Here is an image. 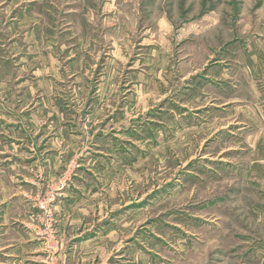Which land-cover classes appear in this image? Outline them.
Segmentation results:
<instances>
[{"label": "rangeland", "instance_id": "1", "mask_svg": "<svg viewBox=\"0 0 264 264\" xmlns=\"http://www.w3.org/2000/svg\"><path fill=\"white\" fill-rule=\"evenodd\" d=\"M13 16L42 49L0 87V264H264V0H0Z\"/></svg>", "mask_w": 264, "mask_h": 264}, {"label": "crops", "instance_id": "2", "mask_svg": "<svg viewBox=\"0 0 264 264\" xmlns=\"http://www.w3.org/2000/svg\"><path fill=\"white\" fill-rule=\"evenodd\" d=\"M16 6H18V5H16ZM18 8H19L18 9L19 13L21 14L22 12L25 13V11L29 7L28 6H20ZM24 23H25V20H21L20 17H18V16H13V18L10 21L5 20V22H3V23L0 22V37L1 36L7 37L8 43L6 44V46L9 45L6 49L0 48V81H3L0 83V87L3 85H6L7 82L9 84L12 83V79L8 80L7 76L11 74V67H12L11 65L14 64L15 61L17 62V63H15V66H17V67H15L16 68L15 71H17V72H14L15 73L14 79L17 80L19 78V81H21L19 86H23V88L31 86L30 80L27 79L28 78L27 76L31 70V60H33V54H34V56L41 55V49H42L41 46H38L40 52H38V53L35 52V51H37L38 47L37 46L33 47V41L31 40V38L34 37L38 31H40L41 27L38 25H33L31 23L27 29H23L18 34L14 35L12 33L13 29L17 25H19V27L24 25ZM16 38H23L24 40H28L26 42V45L30 44V46L28 47L27 51L24 50V47L17 51V47L15 46L16 42H17V41H15ZM32 47H33V49H31ZM26 69L28 70L27 75L25 73ZM15 85H17V84L15 83ZM25 94H26V89H25ZM25 94H24V98H25ZM6 99L9 100V96H7ZM224 107H226V105ZM23 112L24 113H23L22 117H24L23 118L24 126H23L22 131L25 133L27 131L25 129L26 127H27V129L28 128L30 129V126L28 125V121H31V116L33 115L32 105L30 104V105L25 106L23 108ZM258 117H264V106H263V111H260V115H258ZM0 118H1V116H0ZM1 127H4V126L1 125ZM224 130L225 129H223L222 131H224ZM261 133H262V131H261ZM36 146H37L36 147L37 149H33V148L29 147L28 145H24V147H23V148H26V147L29 148L28 149L29 151H31V150L35 151V153L32 154L33 157L30 160H32L33 158L34 159L39 158L35 154L37 153V151H41L42 145H36ZM10 147H11V149H10ZM17 147H20V145H10V146H7L6 148H4L3 145H0V157H5L4 161L8 160L9 157L11 156V155L8 156V154L12 153L11 151H13L14 148L17 149ZM259 149H261V145H252V147H251V151H253L254 153L259 152ZM13 160H14L13 162H16L15 159H13ZM44 162H45V160H44ZM258 164L259 163H256L253 166H255L256 168L261 167V165H258ZM261 170H262V173H264V167H262ZM0 213H4V215H5L6 214V208L5 207L0 208ZM3 225L4 224L0 223V227Z\"/></svg>", "mask_w": 264, "mask_h": 264}]
</instances>
